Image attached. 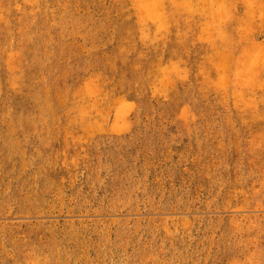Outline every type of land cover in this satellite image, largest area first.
I'll list each match as a JSON object with an SVG mask.
<instances>
[{
	"label": "rangeland",
	"instance_id": "obj_1",
	"mask_svg": "<svg viewBox=\"0 0 264 264\" xmlns=\"http://www.w3.org/2000/svg\"><path fill=\"white\" fill-rule=\"evenodd\" d=\"M0 0V264H264V0Z\"/></svg>",
	"mask_w": 264,
	"mask_h": 264
},
{
	"label": "bare ground",
	"instance_id": "obj_2",
	"mask_svg": "<svg viewBox=\"0 0 264 264\" xmlns=\"http://www.w3.org/2000/svg\"><path fill=\"white\" fill-rule=\"evenodd\" d=\"M152 5H155V0H154V2H153V4Z\"/></svg>",
	"mask_w": 264,
	"mask_h": 264
}]
</instances>
